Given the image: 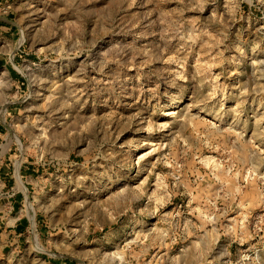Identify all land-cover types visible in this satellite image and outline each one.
Returning <instances> with one entry per match:
<instances>
[{
    "label": "rangeland",
    "instance_id": "rangeland-1",
    "mask_svg": "<svg viewBox=\"0 0 264 264\" xmlns=\"http://www.w3.org/2000/svg\"><path fill=\"white\" fill-rule=\"evenodd\" d=\"M0 264H264V0H0Z\"/></svg>",
    "mask_w": 264,
    "mask_h": 264
},
{
    "label": "bare ground",
    "instance_id": "bare-ground-1",
    "mask_svg": "<svg viewBox=\"0 0 264 264\" xmlns=\"http://www.w3.org/2000/svg\"><path fill=\"white\" fill-rule=\"evenodd\" d=\"M19 178V183H21V181H20V177H18ZM28 213L30 214V221H31V223H32V225L34 226V228H35V210H34V208H33V206L31 205V203H29L28 204Z\"/></svg>",
    "mask_w": 264,
    "mask_h": 264
},
{
    "label": "crops",
    "instance_id": "crops-1",
    "mask_svg": "<svg viewBox=\"0 0 264 264\" xmlns=\"http://www.w3.org/2000/svg\"><path fill=\"white\" fill-rule=\"evenodd\" d=\"M21 224H19V226H20Z\"/></svg>",
    "mask_w": 264,
    "mask_h": 264
}]
</instances>
